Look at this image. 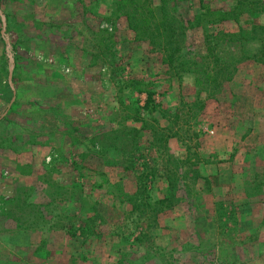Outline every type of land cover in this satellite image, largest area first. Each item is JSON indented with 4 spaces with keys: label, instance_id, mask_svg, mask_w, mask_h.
<instances>
[{
    "label": "rangeland",
    "instance_id": "obj_1",
    "mask_svg": "<svg viewBox=\"0 0 264 264\" xmlns=\"http://www.w3.org/2000/svg\"><path fill=\"white\" fill-rule=\"evenodd\" d=\"M115 1L0 0V264H264V64L250 58L256 45L244 59L214 47L219 60L238 63L212 91L196 83L201 63L191 57L213 66L204 35L237 25L206 21L229 10V0H164L186 28L169 64L135 40ZM252 2L239 6L242 26L262 20L264 0ZM193 5L213 14L181 9ZM128 78L173 105L135 122L133 101L143 94L125 87ZM172 132L186 154L158 140ZM227 135L222 150L214 141ZM202 144L220 152L199 156ZM229 160L241 166L236 184L224 175ZM145 166L152 173L138 178ZM167 181L169 195L153 203L151 190L165 197ZM79 227L94 234L81 236Z\"/></svg>",
    "mask_w": 264,
    "mask_h": 264
},
{
    "label": "trees",
    "instance_id": "obj_2",
    "mask_svg": "<svg viewBox=\"0 0 264 264\" xmlns=\"http://www.w3.org/2000/svg\"><path fill=\"white\" fill-rule=\"evenodd\" d=\"M156 1V5H153V0H116L115 5L117 10H121V15L126 18L127 26L134 33L135 40L145 41L150 51L159 52L162 62L169 64L172 60L179 59L180 57L179 52L183 48L181 43L186 28L182 26V19L175 10L174 4H172V8L169 10L163 3L164 0ZM253 3L254 2L249 0H235V4L229 10H219L216 17L210 21H206L208 24H215V26H218L225 21L231 20L237 25V27L233 31L218 29L215 32H209L204 35L203 42L206 50L210 53L209 58H211L213 66L208 68L207 65H205L203 68L202 64L208 63L205 60L206 56L193 53L191 58H195L196 61L201 63L196 70L198 73L195 72L197 74L195 78L196 83L200 84L202 81V83L205 86L210 87L212 91H217L221 88L223 83H228L232 79V75L236 71V63H238V60H229L230 62L233 61L230 66L229 62L219 60L218 57L214 55L213 49L214 47L221 45L234 50V53L229 54L228 56L233 57L235 55L238 59H244L248 58V55H244L245 52H247V46L250 43H254L256 47L253 48L250 58L255 62L264 64V25L250 23L248 26H242L239 23L240 20L238 18V15L244 11L243 7L241 9L239 6L252 5ZM204 12L205 13L202 16L213 14V11H210L207 8ZM196 61H193V65H196ZM124 83L125 87L130 86L131 90L135 91V94H138L139 96L143 94V99L140 104V100L138 99L133 101L135 109L134 115L131 116V119L135 120V122L146 121V117H150V114L154 112L156 108L160 107V105L153 99V92L146 89L143 86V82L137 78H128L124 80ZM118 90L121 91L122 88L118 87ZM212 94L214 93L211 92L209 97L213 96ZM174 136H176V134L172 132L164 135L163 138L159 137V139H157L159 141H165L167 138ZM151 138L154 141V137L151 136ZM157 139H155V141H158ZM169 159L174 162L182 163L183 161L182 158L174 159L173 155H170ZM147 167H144L147 171L143 170L137 175L138 178H140V176L146 178L150 176L152 169H147ZM197 178H199V175L195 172L194 179L196 180ZM139 183H136L135 193L137 194L138 192L142 193L146 186L145 180L141 184ZM166 185L167 193L165 197L153 201V203H162L166 199V196L169 195L168 192L173 184H171L170 181H167ZM83 201L84 200H80L79 202L82 203V205L88 204ZM88 207L89 211H95V202ZM39 215L40 217H44L41 211L39 212ZM93 219V216L84 217V221H92ZM92 226L94 227V225ZM56 228L64 229L63 225L56 226ZM65 232L73 237L77 230L70 231L67 229ZM78 232L81 236L94 234L91 228L87 229L86 227H79Z\"/></svg>",
    "mask_w": 264,
    "mask_h": 264
},
{
    "label": "crops",
    "instance_id": "obj_3",
    "mask_svg": "<svg viewBox=\"0 0 264 264\" xmlns=\"http://www.w3.org/2000/svg\"><path fill=\"white\" fill-rule=\"evenodd\" d=\"M249 1H252V0H249ZM234 4H235V1L233 2V1H230V0L227 3V5H229L228 7H230V6L232 7ZM181 9L184 10V13H188V14H192V15L195 14V13H200V12L205 11V9H202L199 6L194 7V5L191 6V8H188V6H182ZM224 9H226V8H224ZM227 9H229V8H227ZM107 12L108 11H106V10L104 11L105 14ZM257 15H259V18H261L262 20H264V12L263 11L262 12H257ZM262 20H257L255 22V24L264 25V21H262ZM119 21H122V18H119ZM139 44L140 43H137L135 41V47H137ZM143 46H145V45L143 44ZM139 55H140V53H139ZM67 70H68V68H67ZM181 75H182V78L189 77V74L188 73H183ZM173 87H174L173 86V83L170 82L169 84H167V88H168L167 91H170L171 90L170 92H172L174 90ZM164 95L165 96L163 98H160L159 101H157V103L161 107L169 108L173 104L170 103V100L168 99V95L166 93ZM223 130L224 129H222V131ZM251 132H252V130H251ZM218 140L219 141H214V143H220V144H222V150H227L228 149V145L231 144V139H230V136L229 135H227V136H225L223 138L219 137ZM177 143H178V141H177V138L175 136L174 137H169V138L166 139V146L168 147L169 151L172 152V151H176V150H179V151L181 150V152H183L184 154H186V151L184 150V148L178 147L179 145ZM202 145H200V146H198L196 148V153L199 156H204L205 154H209V153H215L214 150L220 152L219 149H216V148H213L211 150H207L208 149L207 146H205V145L202 146ZM210 146L211 145L209 144V148H211ZM219 165H222V164H218L217 166H219ZM223 167L225 168V170H224L225 173L224 172H222V173H224V175L227 176V178L231 179V183L236 184L237 181L240 180L239 178H237V177H239L237 170H239L241 172V168L239 169V167H241V166L237 165L234 160H229L228 162H226L223 165ZM219 168H217V173L218 174L220 173V171H219L220 169ZM220 177L221 176L219 174V176L217 178H220ZM163 191L164 190H161L158 193H156V192H154V191L151 190V195H152L153 199H161V198H163L162 197L163 194H164ZM260 220H264V216L263 215H261ZM53 233L54 232H51L50 235H53ZM252 243H254L255 245H258V243L255 242V241L252 242Z\"/></svg>",
    "mask_w": 264,
    "mask_h": 264
},
{
    "label": "water",
    "instance_id": "obj_4",
    "mask_svg": "<svg viewBox=\"0 0 264 264\" xmlns=\"http://www.w3.org/2000/svg\"><path fill=\"white\" fill-rule=\"evenodd\" d=\"M8 81H10V79L8 78Z\"/></svg>",
    "mask_w": 264,
    "mask_h": 264
}]
</instances>
